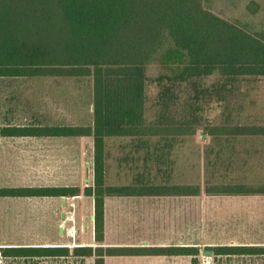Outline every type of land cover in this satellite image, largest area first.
I'll use <instances>...</instances> for the list:
<instances>
[{
    "label": "trees",
    "instance_id": "1",
    "mask_svg": "<svg viewBox=\"0 0 264 264\" xmlns=\"http://www.w3.org/2000/svg\"><path fill=\"white\" fill-rule=\"evenodd\" d=\"M210 0H0V77L90 76L93 124H5L2 137H93V182L41 186H1L0 197H56L84 194L94 201L95 246H0L2 257H93L187 254L198 246H105L104 197L109 195H250L264 185L223 182L108 185L107 136H148L183 130L144 126L147 68L163 69L154 80L169 87L191 78L220 74L226 78L264 76V27L254 28L213 12ZM255 13L256 6H246ZM166 82V83H165ZM167 85V86H166ZM168 130V131H167ZM210 133L264 134V125H222ZM141 176V175H140ZM215 255L264 252V248L215 245ZM198 261L197 257L194 259Z\"/></svg>",
    "mask_w": 264,
    "mask_h": 264
},
{
    "label": "rangeland",
    "instance_id": "2",
    "mask_svg": "<svg viewBox=\"0 0 264 264\" xmlns=\"http://www.w3.org/2000/svg\"><path fill=\"white\" fill-rule=\"evenodd\" d=\"M246 6H256L257 11L251 13ZM209 7L229 20L249 23L254 28L264 27V0H210ZM162 69L158 63L147 68L150 80L145 85L144 126L181 129L184 133L105 137L106 184H128L139 178L146 183L199 184L202 188L207 183L250 182V165L246 168L237 160L235 135H217L210 130L222 125L252 123L253 118L264 116V76L226 78L211 74L176 82L163 95L164 83L152 79ZM92 103L90 76L0 77V127L5 124L91 126ZM92 170L90 136L0 137V187L84 186L92 183ZM254 171L264 178V164ZM189 200L190 205H195V242L200 250L197 264H204L207 258L202 251H210V244L231 243L236 238L226 227L212 233L213 238L208 230L207 236L204 225L210 221L211 212L217 215L223 212L227 216L242 209L244 203L235 196L211 197L203 191ZM84 205L76 206V210L87 216ZM60 209L58 199L50 197H0V246L39 244L51 238L56 232ZM230 220L228 217L225 223L229 224ZM49 258L61 261L59 264H86L85 260L76 263L80 259L72 254L48 258L0 255V264H33L34 260ZM221 258V264H239L236 255Z\"/></svg>",
    "mask_w": 264,
    "mask_h": 264
},
{
    "label": "crops",
    "instance_id": "3",
    "mask_svg": "<svg viewBox=\"0 0 264 264\" xmlns=\"http://www.w3.org/2000/svg\"><path fill=\"white\" fill-rule=\"evenodd\" d=\"M260 115V114H259ZM260 119L253 118L252 123H239L241 125H264V116ZM255 120V121H254ZM2 137V136H0ZM7 137V136H6ZM85 137V136H79ZM92 137V136H90ZM125 137V136H119ZM93 138V137H92ZM236 155L241 160V165L251 167L252 177L250 182H237L247 185H264V178L256 174L264 164V134H236ZM238 160V161H239ZM124 162L122 161V164ZM121 164V165H122ZM120 168V164H119ZM254 168V170H253ZM106 173V164H105ZM93 177V170H92ZM259 180V181H258ZM93 182V178H92ZM131 181L128 184H131ZM258 182V183H257ZM92 184V183H91ZM60 185V184H59ZM64 185V184H61ZM77 185V184H76ZM88 185V184H87ZM125 185V184H121ZM209 196H235L244 203L242 209L227 216L223 212L219 215L210 214V221L205 223V233L209 230V237L217 229H226L235 233L236 238L231 243H214L215 245H242L264 248V193L250 195H209ZM196 195H109L104 197V239L105 246H197L195 242L196 213L195 205H190L189 199ZM60 202V213L55 234L39 244L45 246H67L70 250L75 246H95L94 239V201L91 196L79 194L75 196L50 197ZM87 207V216H82L76 206L84 204ZM221 211V210H220ZM72 215L73 220L68 216ZM231 218L229 224L225 219ZM208 218V216L206 217ZM69 226L75 227V232H66ZM208 236V233H207ZM8 244V243H5ZM4 245V244H3ZM207 260L204 264H221L223 255H215L211 250L206 251ZM226 256V255H225ZM239 264H264V252L252 254H236ZM80 260L93 264V257L75 256ZM194 253L187 254H144V255H112L105 256L104 264H197ZM37 258V257H35ZM48 258V257H47ZM45 259V258H44ZM34 260L33 264H56L61 261ZM199 259V258H197ZM65 263V261H62ZM68 262H71L68 260ZM73 263V261H72ZM80 264V263H79ZM82 264V263H81Z\"/></svg>",
    "mask_w": 264,
    "mask_h": 264
},
{
    "label": "built area",
    "instance_id": "4",
    "mask_svg": "<svg viewBox=\"0 0 264 264\" xmlns=\"http://www.w3.org/2000/svg\"><path fill=\"white\" fill-rule=\"evenodd\" d=\"M68 219H69V220H73V216H72V215H69V216H68ZM66 229H67V232L69 233L71 229H74V226H70V227H68V228H66Z\"/></svg>",
    "mask_w": 264,
    "mask_h": 264
},
{
    "label": "water",
    "instance_id": "5",
    "mask_svg": "<svg viewBox=\"0 0 264 264\" xmlns=\"http://www.w3.org/2000/svg\"><path fill=\"white\" fill-rule=\"evenodd\" d=\"M204 253V252H203ZM207 254H210L211 252L210 251H206Z\"/></svg>",
    "mask_w": 264,
    "mask_h": 264
}]
</instances>
